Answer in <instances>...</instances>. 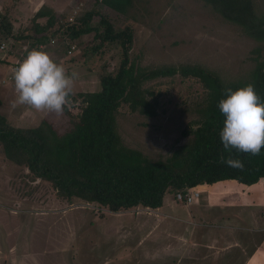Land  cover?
I'll use <instances>...</instances> for the list:
<instances>
[{
    "label": "rangeland",
    "instance_id": "374dc122",
    "mask_svg": "<svg viewBox=\"0 0 264 264\" xmlns=\"http://www.w3.org/2000/svg\"><path fill=\"white\" fill-rule=\"evenodd\" d=\"M80 1L84 3L82 13L96 9L109 14L119 28L134 27L131 53L139 66L198 64L230 82L249 79L257 64L255 59L264 56L263 42L250 38L240 26L200 0H132L124 13L96 0H0V15H11L13 35H23L36 12L58 5L55 13L59 20L64 19L60 22H65L72 7ZM254 1L258 12L263 14L264 0ZM4 40L7 48L0 51L1 59L10 58V50L15 53L17 45L24 47L25 44H18L13 37ZM55 40V45H49L46 50L54 51L52 58L63 63L69 74L78 73L74 94L70 97L72 103L67 106L69 111L56 116L37 112L27 105L13 107L14 81L4 83L3 80L10 72L14 76V66L19 61L10 63V68L8 63L0 62V112L10 123L25 127L47 119L59 134H64L73 127L83 106L79 94L101 89L102 75L115 72L120 52L112 46L94 48L100 41L94 39L93 33L77 41L63 42L59 37ZM15 54L13 61L24 58V48ZM145 87L158 99V114L148 117L123 105L117 116L118 130L127 146L153 159L167 157L187 141L183 130L199 118L206 92L196 79L181 76L157 78ZM28 172L25 166L8 160L0 148V264H175L172 259L163 260L175 243L167 237L165 225L160 227L164 217L157 212L143 205L111 212L81 199L66 203L56 198L48 183L40 179L33 181ZM251 187L246 191L247 202H238L233 208L236 212L228 221L217 219L224 207L205 208L210 226L196 238L203 244L210 242L209 232L218 234L216 237H222L229 245L225 247L224 257L217 261L212 257L216 251L202 245L198 247L202 257L186 258L187 264H251L252 259L264 264V178ZM32 188L35 192L28 194ZM259 188L261 198L254 193ZM176 195L169 193L167 197ZM239 205L247 206L237 209ZM197 222L201 221L190 224L200 229ZM261 243L263 246L256 247ZM168 245L170 249H166Z\"/></svg>",
    "mask_w": 264,
    "mask_h": 264
},
{
    "label": "trees",
    "instance_id": "16d2710c",
    "mask_svg": "<svg viewBox=\"0 0 264 264\" xmlns=\"http://www.w3.org/2000/svg\"><path fill=\"white\" fill-rule=\"evenodd\" d=\"M200 1L240 26L250 38L264 43V13L258 12L254 0ZM96 3L124 13L132 0ZM43 17L46 21L40 22ZM63 20L52 9L36 12L31 25L20 34L29 42L28 50L35 48L36 43L46 44L57 37L70 42L93 33L94 39L100 41L94 48L118 49L120 62L115 72L102 75L99 91L79 94L83 106L73 127L64 134H59L47 119L25 127L10 123L0 112V148L8 160L29 169L27 174L33 181L48 183L63 202L81 199L121 212L139 205L157 209L163 206L167 194L185 193L203 184L236 180L252 185L264 178V147L259 155L232 149L231 156L243 161V170L221 162L220 157L227 158L229 153L220 138L225 117L218 107L219 101L226 98L227 89L235 91L249 83L254 84L264 102V56L255 59L257 64L249 79L226 82L198 64L139 66L131 53L134 27H117L105 12L92 9L74 23L60 22ZM13 27L9 15H0V41L19 39V35H13ZM175 76L196 79L204 88L206 99L199 109V118L183 130L187 141L167 157L153 159L123 142L117 116L123 105L132 112L156 116L158 99L145 85L157 78ZM65 111H69L67 106ZM34 192L32 188L28 194Z\"/></svg>",
    "mask_w": 264,
    "mask_h": 264
},
{
    "label": "clouds",
    "instance_id": "9594fccd",
    "mask_svg": "<svg viewBox=\"0 0 264 264\" xmlns=\"http://www.w3.org/2000/svg\"><path fill=\"white\" fill-rule=\"evenodd\" d=\"M77 79L78 73L69 74L44 46L33 48L14 69L16 98L12 106L27 105L37 112L62 116L65 107L72 103L70 97ZM226 93L218 107L225 117L220 138L229 156H221L220 160L243 170V161L230 153L236 149L239 153L260 154L264 147V102L251 83L235 91L229 88Z\"/></svg>",
    "mask_w": 264,
    "mask_h": 264
},
{
    "label": "crops",
    "instance_id": "0c3cea01",
    "mask_svg": "<svg viewBox=\"0 0 264 264\" xmlns=\"http://www.w3.org/2000/svg\"><path fill=\"white\" fill-rule=\"evenodd\" d=\"M50 7L54 8L52 10L55 12L56 11L55 8H57L58 5H56V6L50 5ZM83 7H84V3H83V1H80L79 5L77 4L75 8L72 7V9L70 10L69 13H71L73 10L78 8V10L82 14ZM56 14H58V13H56ZM60 14H62V12H60L59 15ZM9 17H10L11 21L13 22V20H12L13 18L11 17V15H9ZM65 17H66V14H65ZM42 19H47V18H45V17L40 18V22H42L41 21ZM13 30L15 32V27H13ZM15 35H19L18 36L19 39H15L13 37L16 41H18L17 42L18 44L25 43L24 47L17 45L15 51L16 52H21V51L23 52V48H24L25 54L23 56L25 58L27 55V51H30L27 49V46H29V42L26 40L27 41V43H26L25 39L21 38L20 34L15 33ZM3 41H5V40H3ZM55 43H56L55 39L52 41H49L46 44L36 43L35 48H39L40 46H44L46 49L47 47H49V45H55ZM48 52L51 54H54L53 50H50ZM10 53H12L11 50L9 52L10 58L9 57H7L5 59L0 58V62L8 63L9 68L11 66L10 63H14V62L16 63L19 61L22 62V60L24 59V58H21L20 60H14L13 61L12 60L13 56H15L16 54L15 53L10 54ZM57 53H59V52H57ZM11 76L12 75L10 72V74L8 75L6 80H3V82L7 83L8 81H14V76H12V77ZM11 90L14 93L13 95L16 96L15 83H13V87ZM231 181H236V180H224V181H219V182H216L213 184H203V185L196 186V189L201 190L202 194L200 197L194 199V201L191 202V204L190 203L184 204L182 202H178L177 199H175L176 197L169 198L166 195L165 202H164L163 206H161L157 209H151V208L147 207V209L153 210L152 212H155V213L157 212L158 215H161L164 217V219H162L163 221L160 222V223H162V225L160 227L165 225L164 229H165V233H166L167 237L171 238L173 240L172 243H175L173 248L170 251L165 253L163 260L168 261V260L172 259V261L175 262V264H187L186 258L191 259V257L192 258L193 257H198V258L202 257V253H200V251H199L200 249L198 248L199 246H202V245L205 247H209L213 251H216L215 255H212V257L215 256V258H217V261H218V259H222L224 257L223 252L226 250L225 247H228L229 245L227 244L228 242H226V244H225V242H223L222 237H216V235H218V234L209 232L208 233L209 235L207 237H209L210 242H203V244H202V241L196 237H197V235H199L201 233L204 234L205 228L210 226L207 223L209 218H206V216H205V208L212 209L215 206L216 207H224L225 209L222 211V213H218L217 219L221 218L223 221H225V220L228 221L230 219L229 217L236 212V210L233 209L234 206L237 207L236 205L238 202H239V204L247 202L246 199L248 198V195H247L246 191H247L248 187L252 188L251 185L249 186V185H246L243 183L240 184V182L237 183V182H231ZM262 181H263V178L259 182L252 184V186H256L258 183H260ZM259 186H260V184H259ZM259 186H257V187H259ZM259 191H260V188L255 190L254 193H257L258 198H261V193ZM171 194H173V193H171ZM247 205H250V204H247ZM247 205H239L237 209H241V206L246 207ZM210 206H214V207L210 208ZM149 210H147V211H149ZM237 211H238L237 214L240 217L241 216L239 213L240 210H237ZM196 221H201V222H197L198 225L201 226L200 229H196L193 224H190L191 222H194V224H195ZM212 221H214V220H212ZM177 222H179L180 224ZM217 223L220 225V222H217ZM189 224H190V226H189ZM193 239H195V241ZM254 242L256 243L257 240L255 239ZM221 243H222V245L219 246ZM262 244L263 243L256 244V247H260L258 245H262ZM167 248L170 249L171 245H168V247H166V249ZM156 255H158V253H156ZM203 257H205V256H203ZM237 258L238 257L235 256V259H237ZM179 260H180V262H179ZM255 260L256 259H252L250 261L251 264H257L254 262ZM259 263H261V261ZM231 264H233V263L231 262Z\"/></svg>",
    "mask_w": 264,
    "mask_h": 264
},
{
    "label": "built area",
    "instance_id": "2783aa9c",
    "mask_svg": "<svg viewBox=\"0 0 264 264\" xmlns=\"http://www.w3.org/2000/svg\"><path fill=\"white\" fill-rule=\"evenodd\" d=\"M81 15V12L77 9L73 10L69 17L67 18V21L69 23H74L76 22V19L78 16ZM7 48V44L5 41H0V51H4ZM19 65V63H17L14 66V69ZM202 194V192L198 189H196V187L190 188L189 190H187V192L183 193V192H178L176 195V199L180 202H185L187 204L191 203L194 201L195 198L200 197Z\"/></svg>",
    "mask_w": 264,
    "mask_h": 264
}]
</instances>
